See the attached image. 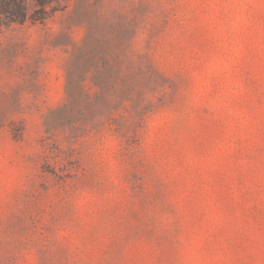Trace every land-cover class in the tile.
<instances>
[{
	"label": "rangeland",
	"instance_id": "374dc122",
	"mask_svg": "<svg viewBox=\"0 0 264 264\" xmlns=\"http://www.w3.org/2000/svg\"><path fill=\"white\" fill-rule=\"evenodd\" d=\"M0 264H264V0H0Z\"/></svg>",
	"mask_w": 264,
	"mask_h": 264
}]
</instances>
